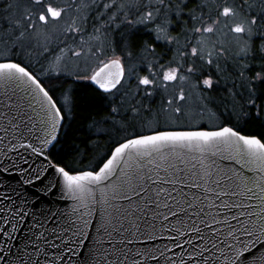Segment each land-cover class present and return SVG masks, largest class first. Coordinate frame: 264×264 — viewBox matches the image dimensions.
<instances>
[{"label":"snow or ice","instance_id":"obj_1","mask_svg":"<svg viewBox=\"0 0 264 264\" xmlns=\"http://www.w3.org/2000/svg\"><path fill=\"white\" fill-rule=\"evenodd\" d=\"M4 5L0 264H264V132L242 127L264 123V0ZM138 25L173 54L137 49ZM229 54L220 122L204 95L220 80L205 67ZM67 77L91 81L106 103L87 126L94 162L80 168L51 159L74 108ZM57 192L70 209L48 200Z\"/></svg>","mask_w":264,"mask_h":264},{"label":"trees","instance_id":"obj_2","mask_svg":"<svg viewBox=\"0 0 264 264\" xmlns=\"http://www.w3.org/2000/svg\"><path fill=\"white\" fill-rule=\"evenodd\" d=\"M19 2L22 7L27 4V0H19ZM191 7L194 8L195 4H192ZM4 9V0H0V23H3L2 17L5 14ZM12 11L14 14H18L19 10L14 8ZM209 11L215 14L211 8ZM253 11H258V9H254ZM151 29L152 25H138L135 29H132L134 46L139 49L145 43H151L155 45L157 53L165 57H170L173 54L171 51L173 46L167 44L164 40H156L155 34ZM173 34L178 35L179 29L176 28ZM113 37L117 43L122 39L119 30L113 33ZM231 39V34H228L225 39V45L230 49L232 48V44L230 43ZM261 42L262 41L259 39H256L254 45L258 47ZM219 64V69L214 66L205 67V72L214 80L219 79L220 83L214 91L205 92L204 95L210 97L206 103H208L209 107L216 111L218 115H221L220 122H224L228 115L226 112L222 111L227 103V92L225 88L226 86L230 87V84L226 85L225 82L227 79L226 74L234 73V61L231 58V54H229L227 58H222ZM32 68L39 71V65L36 64L35 61H33ZM61 85L63 90L68 91L73 97L74 108L64 121V126L60 134V143L51 151V158L55 163H61L62 165L66 164L72 168H80L86 166L89 162H94V154L88 150V145L86 144L88 140L87 126L90 123L91 117H95L106 111V103L101 93L94 88L87 79L75 80L73 77H67L64 81H61ZM59 94L60 93H58V95ZM161 98V96L153 97L152 102L158 104ZM242 127L245 133L264 132V123L256 119L244 121ZM77 149H79V153ZM107 149L108 144L106 142L100 154L103 155ZM86 151L88 155L87 159L83 156V153Z\"/></svg>","mask_w":264,"mask_h":264},{"label":"water","instance_id":"obj_3","mask_svg":"<svg viewBox=\"0 0 264 264\" xmlns=\"http://www.w3.org/2000/svg\"><path fill=\"white\" fill-rule=\"evenodd\" d=\"M89 83H90L94 88L97 89V87H96V85H95L94 83H92L91 81H89ZM63 124H64V122H63ZM63 126H64V125H63ZM62 129H63V127H62ZM62 129H61V132H62ZM60 134H61V133H60ZM37 135H39V133H37ZM53 149H54V148H51L50 151H52ZM13 155H15V154H13ZM51 159H52V158H51ZM38 162H40V160H38ZM52 162H53V160H52ZM53 163H55V162H53ZM48 175H49V177H51V176L53 175L52 170L49 171V174H48ZM13 183H15V181H13ZM30 191H33V190L30 189ZM48 200L53 201L54 204H55V206L60 207V208H63V209H65V210L70 209L71 206H72V204H73V201H71V200H64V199H61V197H60V193H59V192H57V193H56L55 195H53V196L48 197ZM46 205H47V200H45L44 203H43L41 206H46ZM47 206H51V205H47ZM97 219H98V217H97ZM93 222H94V223L96 222L95 219H94Z\"/></svg>","mask_w":264,"mask_h":264},{"label":"rangeland","instance_id":"obj_4","mask_svg":"<svg viewBox=\"0 0 264 264\" xmlns=\"http://www.w3.org/2000/svg\"><path fill=\"white\" fill-rule=\"evenodd\" d=\"M229 23H231V21H229ZM223 32H227V29L223 28ZM218 36H219V39H221L224 43H226L225 39H226L227 36H224L222 34H218ZM213 39H215V38H213ZM205 122H207V124H209V125H211L213 123L212 121H207V120H205Z\"/></svg>","mask_w":264,"mask_h":264}]
</instances>
